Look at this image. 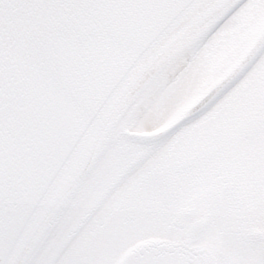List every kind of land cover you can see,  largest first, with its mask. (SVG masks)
<instances>
[{"label":"water","instance_id":"1","mask_svg":"<svg viewBox=\"0 0 264 264\" xmlns=\"http://www.w3.org/2000/svg\"><path fill=\"white\" fill-rule=\"evenodd\" d=\"M240 1L0 0V264H24L116 133L167 137L252 64L264 26L170 124L122 127L139 94Z\"/></svg>","mask_w":264,"mask_h":264},{"label":"flooded vegetation","instance_id":"2","mask_svg":"<svg viewBox=\"0 0 264 264\" xmlns=\"http://www.w3.org/2000/svg\"><path fill=\"white\" fill-rule=\"evenodd\" d=\"M192 69L179 67L158 88L148 109L128 121L129 125L124 120L123 125L148 131L179 115L219 67L184 92L179 80H187ZM257 83L254 73L248 72L205 112L155 145H139L122 137L111 149L108 162L99 168L103 177L96 174L87 179L75 195L71 215L62 218L66 226L76 224V231L67 235L71 242L57 255L62 252L60 259H54L55 264H79L85 250L92 264L106 263L110 255L103 258V247L118 240H129L134 249L178 246L183 258L179 262L184 264H232L236 257L231 251L237 246L245 250L240 254L242 264H249L248 257L264 264V128L253 139L241 133L245 120L257 117L262 122L264 88H256ZM150 117L155 122H148ZM208 148L214 154L210 160L178 170L186 159ZM118 156L135 160L116 161ZM128 217H132L129 222ZM127 251L121 249L113 264L126 259ZM158 253L154 246L152 255Z\"/></svg>","mask_w":264,"mask_h":264},{"label":"rangeland","instance_id":"3","mask_svg":"<svg viewBox=\"0 0 264 264\" xmlns=\"http://www.w3.org/2000/svg\"><path fill=\"white\" fill-rule=\"evenodd\" d=\"M264 9V0H247L240 9L236 10L232 16L220 27L215 34L210 36V38L205 42L204 45H202L196 54L193 55V57L189 60V62L186 65H189V67L193 68L191 71L190 77L187 78V80L183 77L182 79H178L180 82V86L182 85V90L190 91L191 88H195L197 84L202 80V78L206 75L209 68H211L213 65H217L220 62L224 60L225 54L230 53L233 50V45L236 43V40L244 38L247 36L255 27V24L260 21L262 15L261 12ZM258 19L256 20L255 18ZM264 21V20H263ZM253 24V25H252ZM264 25V23H263ZM262 25V26H263ZM258 33V30L253 31L251 34L254 36ZM245 46H241L239 48V51H243ZM246 49V48H245ZM223 57V59L220 61L219 58ZM232 64V63H231ZM229 64L227 66H232ZM190 69H187V72ZM252 73H254L256 77V81L258 82L256 85V88L263 89L264 84V54L263 56L257 61V63L254 65V68L252 69ZM182 91V93H183ZM155 122V119L148 118V122ZM143 149H140L142 151ZM135 160V158H126V163H132ZM109 181L104 183V188L107 189V186ZM111 183V182H110ZM85 220V219H84ZM83 220V221H84ZM76 226V224H75ZM75 226H72L70 223L66 227H64V231H62L57 237L53 238L48 246L45 252H43L41 258L38 262L35 264H44L47 260L52 258L53 260L49 264H55L54 259L59 260L61 255L57 256L55 251L67 249L68 244H70L71 237L67 241V235H70L75 230ZM74 229V230H73ZM123 236V235H120ZM118 236V237H120ZM67 241L64 245V241ZM129 240L126 241H117L115 245H103L105 250L103 253V258L108 259V253H109V259L106 261V263L96 262L93 264H113L116 256V254L121 249H132V245ZM70 246V245H69ZM159 251L158 256L154 257L152 256V246L150 247L144 245L143 250L136 253V257L133 255L128 258V260H124L122 264H168V260L170 259L173 263H178L179 261L183 260L182 253H180V249L178 246H172V245H161L158 247V245H155ZM172 246V247H170ZM176 247V248H175ZM231 245H224V248L230 249ZM179 248V249H178ZM237 250L234 252L231 251L232 255L236 257L235 260L232 261V264H242L243 258H240V254L242 252H245L243 247H237ZM174 249V253H172V250ZM178 249L175 255V251ZM169 250V251H168ZM126 250H123V253ZM130 250H128L124 255H126ZM88 252V250H85L84 253L81 254V262L79 264H92V257L85 255ZM116 252V253H115ZM122 253V254H123ZM172 256H171V255ZM227 256V254H225ZM161 257H164V259H161ZM245 257V256H244ZM246 258V257H245ZM180 259V260H178ZM251 257H248L245 260H249V264H257L256 262H253L250 260ZM244 260V261H245ZM260 264V263H258Z\"/></svg>","mask_w":264,"mask_h":264}]
</instances>
